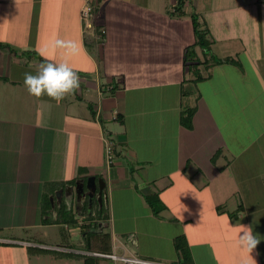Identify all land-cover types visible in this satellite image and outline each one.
Instances as JSON below:
<instances>
[{
	"label": "crops",
	"instance_id": "1",
	"mask_svg": "<svg viewBox=\"0 0 264 264\" xmlns=\"http://www.w3.org/2000/svg\"><path fill=\"white\" fill-rule=\"evenodd\" d=\"M176 2L92 0L87 25L80 0H0L7 46L0 48V264L18 263L15 255L36 264L41 254L25 257L31 249L116 264L71 245L84 247L89 177L96 182L90 222L105 202L95 232L111 222L110 254L179 264L172 241L183 235L192 264H244L248 254L233 227L251 225L264 237V0L185 2L181 16L173 14ZM191 14L214 56L239 66H200L202 79L193 80L183 62L196 41ZM56 38L85 50L69 58L80 88L59 103L24 86L26 72L60 62L49 48ZM189 108L186 129L180 117ZM149 195L165 208L158 217L144 200ZM252 256L264 264V239Z\"/></svg>",
	"mask_w": 264,
	"mask_h": 264
},
{
	"label": "trees",
	"instance_id": "2",
	"mask_svg": "<svg viewBox=\"0 0 264 264\" xmlns=\"http://www.w3.org/2000/svg\"><path fill=\"white\" fill-rule=\"evenodd\" d=\"M196 0H177L176 5L173 10L174 15L181 16L184 14L183 7L185 2H193ZM191 25L194 31V35L196 38L195 44L187 47L184 52L183 62L187 67L189 73L192 74L193 80L200 81L202 79L201 73L199 71V67L203 66L207 68L213 65L220 64H229L234 66H239V63L230 58L218 59L211 52V39L208 36L206 29H203L201 24L198 21V17L195 14L190 15ZM195 47H198L201 50L204 61H200L195 52ZM0 48H7L6 45L0 43ZM195 110L193 108L185 109L181 113L180 123L186 129H191V121L194 115ZM144 200L146 204L149 206L151 213L154 217H158L159 214L165 209L161 201L159 200L157 195H149L145 196ZM91 210L88 213V203L82 209L83 215L85 219L89 221L87 225H85V236H84V247L87 251H95L100 254H110V243L109 239L105 236L103 237V241L105 244H101V237L98 232H95L98 227V221L106 219L105 210L103 209L102 204H100V209L96 211V220L93 224L92 221L93 215L92 210L95 209L96 203H91ZM229 217H233V214H229ZM173 248L175 253L177 254L179 264H192L191 256L189 252L188 245L186 243L185 237L183 235L177 236L173 239ZM97 262L99 259H95ZM91 258H84L83 264H91Z\"/></svg>",
	"mask_w": 264,
	"mask_h": 264
},
{
	"label": "clouds",
	"instance_id": "3",
	"mask_svg": "<svg viewBox=\"0 0 264 264\" xmlns=\"http://www.w3.org/2000/svg\"><path fill=\"white\" fill-rule=\"evenodd\" d=\"M87 10L90 11V9ZM49 48L53 52L60 53V62H41L35 74L30 72L24 74V86L31 96L36 98L47 96L59 103L67 95L74 94L80 88V76L72 68L69 58L85 50L82 43L62 38L54 39L50 43ZM233 228L239 233L237 239L238 247L248 254L244 264H257L252 253L264 237L254 234L251 225L238 224ZM123 260V257H117L116 264H122ZM136 264H148V262L137 260Z\"/></svg>",
	"mask_w": 264,
	"mask_h": 264
},
{
	"label": "rangeland",
	"instance_id": "4",
	"mask_svg": "<svg viewBox=\"0 0 264 264\" xmlns=\"http://www.w3.org/2000/svg\"><path fill=\"white\" fill-rule=\"evenodd\" d=\"M191 8V7H190ZM190 10H192V9H190ZM187 90H189L190 92L191 91H193L194 93H195V89H194V86H190V87H187ZM247 92V91H246ZM246 95L247 94H245V96H244V98L246 97ZM111 124H113V123H111ZM117 124V123H116ZM118 126H119V124H118ZM112 130H114V129H112ZM112 132H114V134L113 135H115V130L114 131H112ZM117 132H121V130L120 131H118L117 130ZM113 138H115L114 136H113ZM249 138H250V136L248 135V137H245L244 138V141H248L249 140ZM171 166H174V163H173V160L172 159H170L169 160V164H168V167H171ZM103 209L104 210H107V205H106V203L105 202H103ZM106 212V211H105ZM109 213V212H108ZM106 223H104L103 224V228L101 229V231L99 230V232H98V234H99V236L101 237V244H105V242H102L103 241V237H107L108 239H109V243H110V237H111V228H110V226H111V222H109L108 220L107 221H105ZM97 229H98V227H97ZM58 235H60V234H58L57 233V236ZM59 237V236H58ZM130 237V236H129ZM128 237V238H129ZM60 238H61V235H60ZM83 241H84V239H83ZM58 244H59V242H58ZM64 243H61V245H63ZM71 245L73 246V248L74 249H76V250H78L79 252L81 251V250H83V251H86V249H85V247H80L79 246V242H73V243H71ZM111 247V246H110ZM36 252V253H38V254H41V255H39L38 257H40L39 258V260L40 261H38V263L36 262V264H45V263H43V257L44 256H47V257H51L53 260H55V261H57L56 262V264H70L71 263V261H66V260H64V259H68V260H75V261H77L78 263H81L82 261H83V259L84 258H91V257H89V256H86L85 254H82L81 253V255H77V257H74V256H72L73 254H68V253H64V255H63V253H61V252H58V251H41V250H34V249H31V250H29L28 251V253H27V256H25V257H31V256H33V252ZM4 253H3V257L7 260V259H9L10 258V256L8 255V253H9V251H3ZM16 252V250L14 249V254H16L15 253ZM61 253V254H60ZM116 253L117 254H122V253H124L127 257H129L130 255H129V253H127V251H125V252H123V251H121V250H118V251H116ZM19 254V256H21L20 255V252L18 253ZM15 258H16V260H19V262L18 263H16V264H23L21 261V257H18L17 255H15ZM62 258H64L63 260H61ZM31 259V258H30ZM95 259V258H94ZM99 261L102 263V264H114L113 262H110V261H108V260H100L99 259ZM103 261V262H102ZM74 263V262H73ZM77 263V264H78ZM7 264H9V263H7ZM29 264H35L34 262H30Z\"/></svg>",
	"mask_w": 264,
	"mask_h": 264
},
{
	"label": "built area",
	"instance_id": "5",
	"mask_svg": "<svg viewBox=\"0 0 264 264\" xmlns=\"http://www.w3.org/2000/svg\"><path fill=\"white\" fill-rule=\"evenodd\" d=\"M81 1V5H80V9H79V18L80 21L85 22L87 25L89 18L92 14L93 11V4H92V0H80ZM87 9H90V11H88ZM103 30L101 31V34H103ZM106 89H109V87H106ZM117 113L115 112L113 115V119H116ZM104 150H105V156H106V161L107 163L111 162L112 159V142L111 141H106L105 145H104ZM58 250V249H57ZM93 255V254H91ZM101 256L102 258H107L110 259L112 261H116L117 257L115 254H94V256ZM123 257L124 260L122 262V264H136L137 260H142L139 258H134V257H124V256H120ZM142 261H146L148 262V264H160V263H156V262H152V261H148V260H142Z\"/></svg>",
	"mask_w": 264,
	"mask_h": 264
},
{
	"label": "water",
	"instance_id": "6",
	"mask_svg": "<svg viewBox=\"0 0 264 264\" xmlns=\"http://www.w3.org/2000/svg\"><path fill=\"white\" fill-rule=\"evenodd\" d=\"M97 184H98V193L99 195L101 194L102 192V187L103 184L102 181L100 179L97 180ZM86 189L88 190V193H87V197H88V204L89 206H91V203L93 201V195L95 193V189H96V182L94 180L93 177H89L87 178V181H86ZM80 191L82 193V189L80 188ZM98 202H100V198L97 199ZM89 212V210H88Z\"/></svg>",
	"mask_w": 264,
	"mask_h": 264
}]
</instances>
